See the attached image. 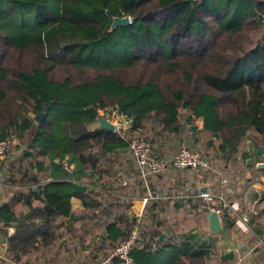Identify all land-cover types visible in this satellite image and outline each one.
Here are the masks:
<instances>
[{"label":"trees","instance_id":"obj_1","mask_svg":"<svg viewBox=\"0 0 264 264\" xmlns=\"http://www.w3.org/2000/svg\"><path fill=\"white\" fill-rule=\"evenodd\" d=\"M114 16L134 38L111 41ZM112 109L124 136L99 126ZM185 127L206 158L264 162V0H0V264H99L134 230L140 264L135 249L165 242L163 209L131 210L127 139L136 130L167 155ZM249 225L264 237V207ZM174 244L172 264L211 262L212 245Z\"/></svg>","mask_w":264,"mask_h":264},{"label":"crops","instance_id":"obj_2","mask_svg":"<svg viewBox=\"0 0 264 264\" xmlns=\"http://www.w3.org/2000/svg\"><path fill=\"white\" fill-rule=\"evenodd\" d=\"M180 142H183L182 136L180 137ZM68 158V155L65 156L63 162ZM248 159L250 160L249 163H247ZM54 160L57 161L58 159L56 158ZM241 162V159L238 158V163L228 165L225 169L220 168V171H218L219 167L216 165V162L213 171L204 172L198 169L194 170L192 176V171H190L188 177L187 175L185 177L184 172L189 171V169L176 170V179L174 180L175 182L172 183L173 187L180 186L184 180L190 179L194 184L193 187L195 190L210 188L216 194H226L231 207L224 208L221 217L226 215L231 220V223L224 222L221 231L218 234H212L207 231L208 223L204 218V214L208 209L205 212H200L198 208L195 209L190 206L186 200L165 198L158 201L161 203L163 209L161 214L162 233L160 234V239L164 238V240L182 243L189 249L198 247L200 243L212 245L211 251L213 250V253L211 254V262L213 264L216 263L214 257L220 256H223L227 263L231 264H264V252L262 256H258L252 253L250 249V243L258 238L264 245V237L254 235L249 225L250 218L259 211L258 208L262 209L264 207V199L261 196V193L264 192V173H261L257 169L260 161L255 162L257 168L246 167L244 164L242 165ZM245 163L246 165L251 164L252 158H247ZM75 165L74 162L70 164L71 172L76 168ZM241 170H243L244 173L240 172ZM65 173L68 177L71 175V173L68 174L66 171ZM179 174L181 175L180 177ZM167 178L168 176H162L157 183H168ZM137 185H140V181H137ZM134 190L127 191L126 195L130 198L131 210L134 215L140 219L143 216L139 217L142 210L140 191L139 189H137L139 192H135ZM259 195L261 198L257 200ZM196 198L198 197L194 196L187 200ZM70 204L72 210L76 211L82 208L81 200L76 196L70 198ZM149 207L150 205L145 208L143 214L146 213ZM239 214H247L248 222H242L238 217ZM200 228H203L204 231H201L206 233L202 238L199 234ZM8 231L12 232V228H9ZM137 238H139L138 232ZM3 240L4 235L0 234V241ZM230 252L232 253L231 257L228 256Z\"/></svg>","mask_w":264,"mask_h":264},{"label":"built area","instance_id":"obj_3","mask_svg":"<svg viewBox=\"0 0 264 264\" xmlns=\"http://www.w3.org/2000/svg\"><path fill=\"white\" fill-rule=\"evenodd\" d=\"M99 114L113 124L114 130L124 136L123 130L127 127V121L121 114L114 109L107 113L100 111ZM131 133L132 135L127 139V145L134 169L122 176L120 184L127 188L126 192L134 189L137 192V189H139L142 202V210L139 217L144 215L145 208L152 202L165 198L186 200L195 196L206 204L208 210H213L220 216L223 214L224 208L231 207L226 194H216L209 188L195 190L190 179L184 180L180 188L170 187L168 183L164 184V182L157 183L162 176H168L169 170L199 169L204 172L213 171L214 165L208 162L207 158L203 157L198 151L188 147H180L172 154L159 155L154 152L149 141L139 137L138 131L132 130ZM7 145L6 141H0V160L4 156ZM217 163L221 164L220 162ZM63 168L68 174L71 173L70 164L63 162ZM218 169V171L221 170L220 168ZM137 181H140L139 186ZM238 217L242 222H248L247 214H239ZM136 239L137 232L134 230L127 239L121 241L99 264H137L131 256ZM250 249L255 255L262 256L264 245L258 238L250 243Z\"/></svg>","mask_w":264,"mask_h":264},{"label":"rangeland","instance_id":"obj_4","mask_svg":"<svg viewBox=\"0 0 264 264\" xmlns=\"http://www.w3.org/2000/svg\"><path fill=\"white\" fill-rule=\"evenodd\" d=\"M133 26H137V25H132V26H130L128 24L118 25L114 29V33L111 36V41L114 42L115 44H122V43L129 41L131 38H134L135 37V31L133 29ZM200 125H201V120H196V123L194 125V126H196L195 130H196V128L200 127ZM195 130L193 131L194 133H195ZM193 132H189L187 130V127H185V131H184V133H182L183 142L182 143H179L177 141L167 142L165 144V146L163 147V150H164L163 153L172 154L175 150H177L180 147H188L190 149H194V150L198 151L204 157L203 151H201L202 147H200L199 144L197 145V144L192 143L193 139L197 140V137H194V135L192 134ZM207 160L212 165H215L216 162H220L221 164L216 163V165L221 169H225V167H226L224 164H222L223 162L220 160H216V162H215V160L212 159L211 157L207 158ZM241 164L243 165L242 162H241ZM169 171L170 172L168 173L167 180H168L169 186L173 187L172 183L175 182L174 180L176 179V175H175L176 171H172V170H169ZM190 171H192L191 176L194 174L193 173L194 170L189 169V171L184 172L185 177H186V175H187V177L189 176ZM240 172H243V170H241ZM180 176L181 175L179 174V177ZM193 186H194V184H193ZM174 187H176V186H174ZM176 188H180V186H177ZM259 198H261L260 195L258 196L257 200H259ZM255 208H258V207H255ZM255 210H257V209H255ZM258 210H260V209L258 208ZM251 215H252V213H251ZM201 230H203V228H200V230H199V234L201 235V238H202L203 236L206 235V233L203 232L204 230L203 231H201ZM175 250L176 249H175L174 242L165 240L164 243H161V242L158 243V247L153 248L151 253L142 255L141 251H138L135 249L133 255H134L136 261H138V263H140V264H172L174 257L177 255ZM209 264H213V263L210 262Z\"/></svg>","mask_w":264,"mask_h":264},{"label":"water","instance_id":"obj_5","mask_svg":"<svg viewBox=\"0 0 264 264\" xmlns=\"http://www.w3.org/2000/svg\"><path fill=\"white\" fill-rule=\"evenodd\" d=\"M130 18L129 16H123V17H118V16H114L112 18L110 27H109V31H112L113 29H115L118 25H125L130 23ZM43 115L42 114H37L36 118L39 120ZM99 122V126L105 130H110L113 131L114 130V126L113 124H111L104 116H101L98 119ZM192 130H195V126H192ZM257 151V150H256ZM250 160H247V163H249ZM258 167L259 168H264V162H260L258 163ZM74 187L77 191L83 192L86 188L85 185L79 184V183H74ZM71 217H72V212L70 213ZM204 218L206 219L208 226H207V231H209L212 234H218L221 229H222V224L224 222L227 223H231V220L229 219V217H227L226 215H224L223 217H221L220 215H218L215 211L213 210H207L204 214ZM232 253L230 252L228 254L229 257H231Z\"/></svg>","mask_w":264,"mask_h":264}]
</instances>
